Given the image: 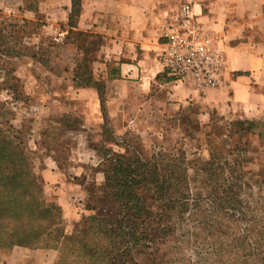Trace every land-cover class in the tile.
<instances>
[{"label":"trees","instance_id":"16d2710c","mask_svg":"<svg viewBox=\"0 0 264 264\" xmlns=\"http://www.w3.org/2000/svg\"><path fill=\"white\" fill-rule=\"evenodd\" d=\"M81 11L82 0H72L67 41L83 53L73 81L76 88H97L107 122L104 83L94 82L90 63L99 41L74 30ZM12 44L6 58L26 56ZM53 48L41 54L42 64L60 75L59 66L46 63ZM195 110L192 103L178 111L181 142L157 147L148 158L102 151L104 160L112 158L104 179L117 213L90 217L71 235L62 209L47 204L25 146L15 142L19 132L11 137L0 128V249L53 250L59 264H264V170L248 167L263 135L251 121L215 126L212 114L204 127Z\"/></svg>","mask_w":264,"mask_h":264},{"label":"crops","instance_id":"0c3cea01","mask_svg":"<svg viewBox=\"0 0 264 264\" xmlns=\"http://www.w3.org/2000/svg\"><path fill=\"white\" fill-rule=\"evenodd\" d=\"M185 4L194 6L203 29L218 39L225 52L227 67L218 89L201 91L166 81L164 35ZM71 10L72 0H0V20L4 14L16 21L39 22L42 18L39 26L46 30L45 34L33 35L35 40L28 36L25 42L27 48L36 51L37 58L28 53L9 60L19 63L14 75L21 80L29 101H38L43 111L45 100L59 97L46 79L52 76L63 86L58 91L66 99L61 95V100H75L74 113L82 118L81 128L101 131L106 119L99 91L95 86L76 88L73 81L83 53L67 41ZM74 30L99 41L90 63L94 82L104 83L105 114L109 118L127 121L133 117L135 123L148 113L154 101H162L174 112L196 103L203 110L217 111L225 120H248L256 126L264 121V0H82ZM44 37L52 40L55 52H60L46 62L62 67L60 75L42 64L41 54L48 47ZM201 116L205 119L210 114ZM46 163L42 178L51 195V190H61L59 185L64 180L52 157ZM57 196L54 201L62 207L64 219L76 221L78 214L69 208L63 193ZM57 257L58 252L53 250L23 246L0 249V264H56Z\"/></svg>","mask_w":264,"mask_h":264},{"label":"rangeland","instance_id":"374dc122","mask_svg":"<svg viewBox=\"0 0 264 264\" xmlns=\"http://www.w3.org/2000/svg\"><path fill=\"white\" fill-rule=\"evenodd\" d=\"M5 11L1 10L2 13L9 15V12ZM5 14L0 20V33H2L0 37V128L6 133L4 135L10 134L11 137L14 135L12 130L19 132V134L15 133V138H17L15 142H21L25 146L24 155L40 177L47 204L62 209L54 201L55 198H58L57 193L62 192L69 208H73L77 212V220L74 221L69 217L64 219L62 210V221L66 233L71 235L75 225L87 222L90 217L97 215L111 217L117 213V205L111 198L110 192L105 189L104 179V173L112 167L110 162L112 158L104 160L102 151L104 149L112 150L113 153L129 159L133 158V152L148 158L157 147L174 146L180 143L182 138L181 133L178 132L179 113L170 108L167 109L162 101H154L151 109L150 105L148 106V113L141 116L140 120L135 123L132 122L133 117L127 121H118L108 117L104 130H84L81 128L82 118L74 113L77 109L75 100H64L66 96L60 93L63 86L48 75L46 79H50L48 80L50 89L58 92L59 97L63 95L61 97L64 99L61 100V97L60 99L57 97L55 100H45V104H43L47 114H44L41 104H39L41 109L37 105L38 101L35 100V103H32L27 99L21 80L17 81L13 74L19 63L11 62L5 54V51L10 47L14 48L12 43H17L18 51L33 56L36 51L29 46L27 48L25 42L28 36L35 40L33 35L46 33V30H42V27L38 26L43 20L40 18L39 22L22 21L21 19L16 21L9 17L5 18ZM50 38L44 37V43L48 46L46 48L48 54L52 44ZM51 52L52 54L60 53L59 50ZM50 56L52 57V55ZM58 69L60 72L63 70L62 67ZM63 90L66 89L63 88ZM199 105L196 104L195 111L201 112V115L202 113L212 114L215 126H224L233 121H248L225 120L217 111L203 110ZM64 110H71V112H63ZM194 117L204 127L212 124L210 116L205 119L202 116ZM165 130L172 132L169 135L165 134L166 138L164 139ZM263 131L264 121L255 127V133L263 136L261 140L256 137L258 151L252 156L254 163L248 166L256 171L255 173L264 170ZM190 154L189 158H191ZM202 155L206 157L207 152L204 151ZM49 157L55 160V166L59 168L58 172L62 173L64 180L59 185L61 190H51L52 196L47 192L42 178V171L46 167V160ZM255 190L253 193L256 194L257 189ZM93 209H96L97 212L95 213ZM188 252V255L193 257L191 251ZM59 258L58 253L56 264H59ZM184 262L186 264V260Z\"/></svg>","mask_w":264,"mask_h":264},{"label":"built area","instance_id":"2783aa9c","mask_svg":"<svg viewBox=\"0 0 264 264\" xmlns=\"http://www.w3.org/2000/svg\"><path fill=\"white\" fill-rule=\"evenodd\" d=\"M164 38L162 64L164 75L172 83L191 85L201 91L222 85L227 67L225 52L218 39L203 29L194 6L185 4L180 8Z\"/></svg>","mask_w":264,"mask_h":264}]
</instances>
